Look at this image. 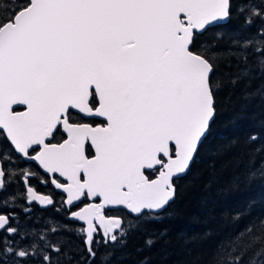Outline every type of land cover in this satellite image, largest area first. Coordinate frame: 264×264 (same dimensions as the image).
Returning <instances> with one entry per match:
<instances>
[{
  "label": "snow or ice",
  "instance_id": "obj_1",
  "mask_svg": "<svg viewBox=\"0 0 264 264\" xmlns=\"http://www.w3.org/2000/svg\"><path fill=\"white\" fill-rule=\"evenodd\" d=\"M239 85L242 99L264 104V7L256 0H0V264H96L100 246V264H110L144 219L162 218L211 133L216 93ZM257 125L264 131V120ZM61 131L62 143L48 142ZM261 131L246 141H260ZM257 154L264 143L245 179L264 188ZM22 162L53 174L66 204L99 203L66 209L76 226L37 229L28 223L31 203L54 201L35 192V173ZM157 169L155 179L146 175ZM120 207L130 218L105 216ZM155 243L147 237L137 250ZM207 264H264V218L217 241Z\"/></svg>",
  "mask_w": 264,
  "mask_h": 264
},
{
  "label": "trees",
  "instance_id": "obj_2",
  "mask_svg": "<svg viewBox=\"0 0 264 264\" xmlns=\"http://www.w3.org/2000/svg\"><path fill=\"white\" fill-rule=\"evenodd\" d=\"M256 3L264 7L261 0H256ZM212 31L210 29L205 36L210 38ZM259 83V80L254 81L252 87ZM242 87H225L216 93L217 113L211 133L201 145L187 174L176 181L175 198L160 213L162 218L141 222L140 230L129 236L125 247L116 250L110 264H139L145 256L150 258L149 264H207L217 241L244 229L256 217L264 218L261 211L264 209V188L245 179L253 166L250 163L253 150L264 143V131L257 125V121L264 120V104L258 99L251 102L242 99ZM254 131H261V140L250 144L246 138ZM262 157L264 154L255 156L256 165ZM14 187L23 191L20 179ZM253 200L256 203L251 215L243 217L238 223L233 222L232 215ZM55 206L56 203L38 209L31 203L33 210L28 223L35 222L37 229L54 226L57 222L76 226L61 212L62 208L58 210ZM123 217L130 218L128 214ZM161 232L166 235L160 237ZM150 236L156 237V243L150 249L138 251ZM72 243L77 249L82 247V243L74 237ZM105 251L100 246L96 264H100L99 257Z\"/></svg>",
  "mask_w": 264,
  "mask_h": 264
},
{
  "label": "flooded vegetation",
  "instance_id": "obj_3",
  "mask_svg": "<svg viewBox=\"0 0 264 264\" xmlns=\"http://www.w3.org/2000/svg\"><path fill=\"white\" fill-rule=\"evenodd\" d=\"M16 111L22 110L21 108H16ZM80 122H89V121H80ZM99 122V121H97ZM66 138V134H64L62 131L58 132L56 134V137L54 139L50 138L48 140L49 143H62L63 139ZM37 151L39 149L37 148ZM94 151V150H91ZM34 155V153H33ZM31 168L33 172L35 173V178H32L28 181L30 182V185L34 188L35 192L49 196L50 198L53 199L54 203H56V206L54 207L55 209L61 210L63 209L64 215L68 219V213L66 212V209H71L72 211H75L79 209L80 207H83L84 204L87 203H99V200H91V199H85L83 200V203L75 202L74 206L73 205H68L65 203V195L57 189L52 183L51 180L53 178V174L45 172L42 167L38 165V162H29V163H21L20 168ZM159 169L155 173L148 171L146 172V175H149V177L152 179L156 176L158 173ZM55 177L59 180L61 183H67V180L64 177H60L59 174H55ZM21 184L24 189L25 185L22 179ZM32 204L37 205L38 209H44V207H49V206H40L38 202H32ZM104 214L106 217H115V216H121L123 217L124 214H128V212L123 208L120 207L118 210L116 208H106L104 211ZM69 220V219H68Z\"/></svg>",
  "mask_w": 264,
  "mask_h": 264
},
{
  "label": "water",
  "instance_id": "obj_4",
  "mask_svg": "<svg viewBox=\"0 0 264 264\" xmlns=\"http://www.w3.org/2000/svg\"><path fill=\"white\" fill-rule=\"evenodd\" d=\"M43 169V168H42ZM44 170V169H43ZM45 172H46V170H44ZM158 175V173L156 174V176ZM156 176L154 177V178H152V179H155L156 178ZM66 179V178H65ZM66 197H65V202L67 201V194L66 193H64L61 189H59ZM37 193V192H36ZM38 195H42V194H39V193H37ZM79 209H77V210H75V211H78ZM126 210V209H125ZM127 211V210H126Z\"/></svg>",
  "mask_w": 264,
  "mask_h": 264
}]
</instances>
